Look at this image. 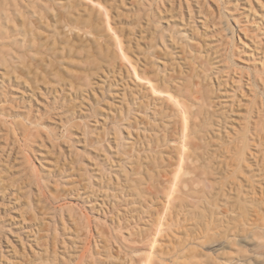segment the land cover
<instances>
[{
    "label": "rangeland",
    "instance_id": "1",
    "mask_svg": "<svg viewBox=\"0 0 264 264\" xmlns=\"http://www.w3.org/2000/svg\"><path fill=\"white\" fill-rule=\"evenodd\" d=\"M25 1L0 42V264H264V0H99L121 47L82 0ZM120 48L199 110L187 141Z\"/></svg>",
    "mask_w": 264,
    "mask_h": 264
},
{
    "label": "bare ground",
    "instance_id": "2",
    "mask_svg": "<svg viewBox=\"0 0 264 264\" xmlns=\"http://www.w3.org/2000/svg\"><path fill=\"white\" fill-rule=\"evenodd\" d=\"M82 1L90 4L91 7L95 11H97L98 14L106 17V20L108 23V31L111 32L112 36H114L118 40V45L119 47H121L118 35L109 26V21H108V16H107L108 9L106 5L102 4L99 0H82ZM25 2H26L25 0H0V42H2V44L3 43L5 45L8 44L7 42L4 41V39L8 38L9 36L8 35L9 28L13 29L14 31H17L18 29L17 25L10 24L13 16L18 15L19 17H22L21 22L26 27L24 28V34L26 35L27 32H29L28 31L29 26L27 27L26 25L30 22V20L28 22V19H26V17L22 14V11H20L21 3H25ZM26 7H28V4H26ZM38 12L35 9V6L32 5L30 13H32V15L36 17L37 19H38V16L40 15V13ZM14 14H17V15H14ZM29 24H32V23H29ZM30 31L32 30L30 29ZM13 42L14 40H11V44ZM120 53H121L122 59L126 63V72H127V69L128 70L131 69V72H132L131 75L133 76L134 80L137 83L141 84L142 87L145 89L144 91H146L144 92V95L137 103V107L141 108L142 101L143 100L150 101V99L152 100L154 104H155V101L157 100L159 102L169 103L174 109V113L177 114L179 117V120L173 121L172 128L174 132L178 135V137L181 139V141L183 142L187 141L188 132L189 131L192 132L191 125L194 124V121L192 118L194 115L199 113V110L197 111L193 110L185 100L180 99L177 95V92L179 91V89H175V87H173V84L171 83L166 84V81L164 79L156 75H149L143 69L138 72L137 70L138 65L132 63V61L127 57V54L122 50V48H120ZM189 156H190V153L185 151L184 145H183L182 153L180 156V162H182L186 158H189Z\"/></svg>",
    "mask_w": 264,
    "mask_h": 264
}]
</instances>
